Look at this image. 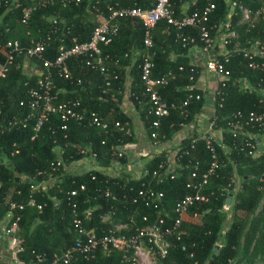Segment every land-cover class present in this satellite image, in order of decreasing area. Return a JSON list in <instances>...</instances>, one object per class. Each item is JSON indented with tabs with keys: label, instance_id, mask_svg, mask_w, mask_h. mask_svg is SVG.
<instances>
[{
	"label": "trees",
	"instance_id": "1",
	"mask_svg": "<svg viewBox=\"0 0 264 264\" xmlns=\"http://www.w3.org/2000/svg\"><path fill=\"white\" fill-rule=\"evenodd\" d=\"M116 1L123 6H131L134 2L141 8H151L154 3L153 0ZM263 1L239 0V3L250 12L249 17H252L253 12L260 7ZM211 2L214 8L208 14V25L223 20L227 12L222 0ZM181 3L183 0L175 1L173 11L176 17L180 16ZM205 4V0H195L193 5H188L187 13L201 9ZM102 14L105 15L104 12ZM97 15L96 10L91 9V2L88 0H81L76 5L69 4L65 7L55 1L44 9L32 12L27 24L24 25L20 21L18 10L5 12L0 9V62L5 56L3 49L5 42L16 41L20 47H27L31 40L48 35L52 19L56 20L60 30L56 35L49 34V41L42 56L44 59L53 60L60 46L69 47L73 43L85 42L89 39L92 30L98 24ZM238 20L239 15L231 18V22ZM253 22H264V19ZM258 26L262 27V24ZM237 31L243 45L245 39L249 38L254 30L244 24L237 27ZM143 32V27L136 19L119 20L117 35L110 44L101 47L102 55L107 56L104 66L110 77V86L103 94L100 93L104 83L103 77L86 67L81 58H73L66 63L72 81L62 80L52 72L54 91L61 89L66 91L64 96L58 93V100L78 98L86 114L95 112L108 122L109 129L106 132L94 126H88L86 121L82 123L69 121L67 130L63 131L60 130V123L57 119H52L51 123H45L32 140H30L33 134L32 122L24 129L17 128L7 131L5 124L11 117L27 112L26 107L20 103H23L27 89L33 86L36 75L25 74L18 67L22 59L16 58L5 78L0 79V156L8 155L14 150L17 151L10 158L9 163L0 165V197L16 202L25 200L28 196V182L34 178L36 171H44L38 179L54 180L44 193L32 194L36 203L44 204L40 213L28 207L18 212L20 216L18 227L22 237V253L18 254V258L21 261L28 259L31 250L49 255L53 252H60L73 244L74 235L70 224L71 210L65 200L67 192L77 190L72 200L76 204L78 215L85 209H91V216L88 221H84L83 227L92 230L97 235L99 231H104L109 227L100 220V217L107 212L109 204L96 195L97 189L109 188L118 198L113 203L115 213L111 220L124 223L131 218L137 227H143L163 218L167 224L170 221L169 218L175 216L171 211L173 204L189 193L185 188L189 180L190 168V165L189 168L184 167L187 160L190 163H197L199 172L206 168L208 154L203 143L197 142L194 149L189 150L188 155L180 160L183 167L176 170L173 179L166 178L157 183L149 175L132 179L130 177H109L103 172V169L111 163L125 164L124 156L117 148L135 142L131 134L130 116L123 111L121 106L125 93L127 102L142 124L146 139L159 144L171 140L183 126L193 123L203 105L202 100L191 101L186 107L185 117L172 109L169 110L167 116L159 120L157 127L151 126L154 117L148 113L149 103L143 93L138 69L139 55L143 51ZM182 32L185 36L196 37V30L193 28H185ZM150 35L153 52L152 76L158 77L167 71L175 74V77L168 80L164 87L158 89L160 97L167 104H177L188 94H201L197 89H187L192 84L187 79L191 57L188 46L181 47L175 41V30L164 21H158L151 29ZM29 62L35 69H40V63L35 59ZM243 62L241 56L232 54L229 63L225 66L228 70V81L224 88V102L220 109L215 107L218 126H223L221 119L230 111H259L261 108L257 101L261 97L264 98V77L260 73L245 69ZM178 66H182L184 71L177 72ZM194 69L196 73L193 78L196 80L199 76V69L195 66ZM113 76L116 78L113 79ZM126 78L128 79L127 88L125 87ZM75 79L81 81V87L75 86ZM237 79H245L250 86L262 79L260 83L262 91L250 88L252 90L249 93H242L234 84ZM114 122H119L121 125L126 124L124 130L128 129L130 134L126 135L124 130L113 129ZM152 133L155 134L154 138L150 137ZM194 136L193 131L189 137L180 140L175 150L177 154L188 149ZM223 137L225 143L228 144L229 136L226 132L223 133ZM80 150L85 151L84 155L79 153ZM90 153L95 154V170L80 174L63 172L64 166ZM216 153L219 165L215 174L208 178L207 184L201 191L205 194L210 193L208 201L195 205L187 211L182 218L183 233L179 235L178 240L175 236L171 237V246L166 257L159 259L156 264H228L234 258L235 248L238 246L245 221L256 208L264 192V152L255 157L237 151L223 154L222 149L216 147ZM166 157L163 151L154 154L143 167L152 170ZM58 158L62 161V166L56 172L48 170L47 164ZM233 177L237 178V184L232 180ZM141 183L162 194V206L158 213L149 203L139 201L131 204L122 199L123 195L126 197L131 195V190L140 188ZM79 185L84 186L83 191L78 190ZM17 192L20 195H17ZM227 198H229V204L224 212L222 209ZM53 200L58 201L56 207L52 206ZM3 215L4 208L0 207V219ZM143 217H145L144 221ZM256 232H258V237L254 240ZM253 240L254 249L264 252V218L260 217L250 224L244 236L245 251ZM181 247H184V250H181ZM189 254L191 257H188ZM93 255L92 259L78 258L71 264H114L118 258L113 254L104 256L96 251Z\"/></svg>",
	"mask_w": 264,
	"mask_h": 264
},
{
	"label": "built area",
	"instance_id": "2",
	"mask_svg": "<svg viewBox=\"0 0 264 264\" xmlns=\"http://www.w3.org/2000/svg\"><path fill=\"white\" fill-rule=\"evenodd\" d=\"M58 1L62 7L69 4L76 5L81 0H0V9L5 12L18 10L19 18L22 24L26 25L30 19L32 12L38 9H44ZM91 2V9L96 10L98 24L92 30L89 39L85 42L73 43L69 47L60 46L53 60L44 59L42 54L49 41V34L56 35L59 32L56 20H51V30L48 35L31 40L27 47H20L16 41H7L4 44L5 56L0 62V79L5 78L10 67L14 64L16 58L23 60L35 59L40 63V69L28 71L26 65L19 64L18 67L28 76L35 74L36 79L32 87L26 91L23 100L24 107L27 112L22 115L11 117L5 124V129L10 131L17 128H26L31 124L32 140L45 123H51L52 119H57L60 123V130H67V122L75 123L87 122L88 126H94L106 132L109 124L95 112H87L81 108L78 98L58 100V93L64 96L65 90L54 91L52 81V72L65 81H72L71 74L67 67V61L73 58H81L86 67L97 72L103 77L104 83L100 93H104L109 88V76L104 66L106 55H102L101 47L107 46L112 42L118 32L119 20L126 18L136 19L143 27L142 47L143 51L139 55V78L142 83L143 93L149 103L148 113L154 117L151 122L152 127H157L161 118L168 115L169 110H177L179 115L186 116V107L191 101H203V105L194 122L201 124V132L195 134L189 143L188 149L177 154V151L167 155L164 161L159 162L152 170L141 167L139 176H150L151 179L160 183L168 178L173 179L177 169H182L180 160L183 156H187L189 150H193L197 142H202L205 151L208 154V164L202 171H198L197 163H190L184 167L189 168V180L185 184V188L189 193L178 199L171 209L175 214L173 218H169V222L165 224L163 218H159L156 223L151 225L137 227L130 218L127 222L121 223L111 220L114 216L113 203L117 201V197L109 188L97 189L96 195L109 204L107 212L100 217L102 223H106L109 227L106 230L99 231L97 235L92 230L83 227L84 221H88L91 216V209L81 211L80 215L76 212V204L72 200L76 196L77 190L66 193L65 200L71 210V226L74 235V242L69 247L60 252H53L49 255L44 252H35L31 250L26 261H21L18 254L22 253V238L18 223L20 216L18 212L25 208H34L40 213L44 208V204H38L32 197L33 193L45 192L53 179H38L44 171H36L34 178L28 182V196L23 201H9L6 197H0V207L4 208V219L1 238L6 240V248L8 252V264H71L76 262L78 258L84 260L92 259L93 253L99 252L107 256L113 254L118 256L114 264H156L159 259L166 257L167 251L171 246L170 239L175 236L178 240L179 235L183 233L182 218L187 211L198 204L206 203L210 193H202L203 187L207 184L210 176L215 174L218 167L216 147L222 149L223 154L231 151L242 152L247 156H257L264 152V98H259L257 104L261 107L259 111L241 110L230 111L228 115L221 119L223 126L217 125V115L215 107L220 109L224 102V88L228 81V70L225 66L229 63L232 54L241 56L244 60L243 67L252 72L260 73L264 77V22H253L264 19V1L260 7L249 17L250 12L245 9L239 0H222L227 8V12L223 20L208 25V14L213 10L212 0H205L206 4L203 8L193 10L187 13L188 5H193L195 0H183L179 7V17L175 16L173 7L175 1L182 0H153L151 8H141L134 2L131 6H123L116 0H88ZM105 13V15L102 14ZM239 15L237 22H231L232 16ZM158 21H164L175 30V41L181 47H187L191 62L188 66V81L192 84L187 89H197L201 94H188L177 104H167L159 95L158 89L164 87L168 80L173 79L175 74L172 71L158 76H152V40L150 31ZM247 24L249 29H253V34L246 38L241 44L237 27ZM262 24V27L258 25ZM185 28H193L196 30V37L183 35ZM212 32V34H211ZM248 32V31H247ZM197 38V39H196ZM74 39H72L73 41ZM196 53L194 56L192 53ZM192 54V55H191ZM194 66L203 73V84L200 79L194 80L196 73ZM184 68L178 66L177 72H183ZM199 77V76H198ZM113 79L116 77L113 76ZM213 83L209 86L208 83ZM262 79L258 80L254 85H249L245 79H237L234 84L240 92L249 93L252 89L259 91ZM75 86L81 87L79 79L74 80ZM255 86V87H254ZM252 88V89H250ZM126 124L121 125L119 122L113 123V129L123 131ZM229 136V143L224 141L223 133ZM129 135L128 129L124 130ZM65 135H63L64 137ZM151 138L155 134L150 135ZM62 152L61 150L59 151ZM17 151H11L8 155L0 156V165L7 164L10 158ZM79 153L84 155L85 151L80 150ZM87 160V168L84 171L83 161ZM62 166V161L58 158L47 164V169L56 172ZM77 168V172L72 170ZM95 154L85 155L78 161H73L62 168L63 172H72L74 174L84 173L95 170ZM37 178V179H36ZM1 188V182H0ZM78 190L83 191L84 186L79 185ZM131 195L122 199L131 204L137 202H146L151 205L154 210L161 208L162 194L153 190L149 186L141 183L140 188L131 190ZM20 195L19 192L16 193ZM58 201L53 200L52 206L56 207ZM225 206V205H224ZM223 206V208H224ZM223 210V209H222ZM166 217V213L164 212ZM145 220V217L142 218ZM120 232L119 234H115ZM184 250V247H181ZM191 257V254L188 255Z\"/></svg>",
	"mask_w": 264,
	"mask_h": 264
},
{
	"label": "rangeland",
	"instance_id": "3",
	"mask_svg": "<svg viewBox=\"0 0 264 264\" xmlns=\"http://www.w3.org/2000/svg\"><path fill=\"white\" fill-rule=\"evenodd\" d=\"M192 53L194 54V56H197L196 53L194 52ZM22 63L27 66L26 69L28 71H35L34 66L31 65L29 61L23 60L21 64ZM199 79L201 80L200 84H203V81H202L203 73L202 72H199L198 81ZM127 83H128V79L126 78L125 79L126 88H127ZM207 85L211 86L213 85V83L210 82ZM126 97H127V94L125 93L124 99L121 102V106H122L123 111L126 114H128L131 118L130 119V121H132L131 134L134 137L135 142L132 144L123 145L117 148V150L123 154L125 164L111 163L106 169H103V172L109 177L128 178L130 175L129 170L131 168L137 169L138 166L141 164V159L145 158L146 156H152L154 154L155 155L158 154L157 146L159 145V143L151 142L146 139L144 132H143L142 124L138 120V118L135 116L132 107L127 102ZM189 126L192 127V124L182 127V129H184L183 131L184 138L189 137L192 134V129H190ZM178 134H180V132H178ZM178 134H175L172 137V140H174L175 138H178L179 137ZM180 140L179 141L176 140L177 143L173 141L171 143H168L167 145L176 147L178 143L180 142ZM86 166H87V160H84L83 168H82L84 171L87 168ZM72 171L75 173L78 170L77 168H74ZM232 180L234 181L235 184L238 183V180L236 177H233ZM223 211L224 212L226 211V206H224ZM260 217L264 218V192L256 208L254 209V211L247 217L245 224H244V228L239 237L238 246L235 248V256L233 259H231V261L228 264H264V252L254 249V240H256V238L258 237V232L255 233L254 240L251 242V245L249 246V248L246 251L244 250V236L248 232L250 224L253 221L258 220ZM3 223H4V219H0V235L2 231L1 226ZM20 238H22L21 235H20ZM5 241L6 240L4 239H0V245H1L0 255L2 256L3 262H6L5 258L7 260V256H8L7 248H6V245L4 244Z\"/></svg>",
	"mask_w": 264,
	"mask_h": 264
},
{
	"label": "crops",
	"instance_id": "4",
	"mask_svg": "<svg viewBox=\"0 0 264 264\" xmlns=\"http://www.w3.org/2000/svg\"><path fill=\"white\" fill-rule=\"evenodd\" d=\"M127 70V69H126ZM136 118V117H135ZM131 119V118H130ZM132 124V121H130V125ZM192 124V127L191 126H189L190 127V129H192V132L194 131L195 132V134H197V133H199V132H201V130H202V128H201V124L199 123V122H193V123H191ZM184 127V126H183ZM183 131H184V129H181L179 132H180V134H178V133H176V134H178L179 135V137L178 138H175L174 140H169V141H167V142H164V143H161V144H159L157 147H158V152L157 153H160V152H165L166 153V155H169V154H172L173 152H175V150H176V147L174 146H171V145H167L168 143H171V142H176L177 143V141H179L180 139H183L184 138V133H183ZM198 131V132H197ZM182 132V133H181ZM177 140V141H176ZM173 147V148H172ZM144 157V156H143ZM149 158H150V156H146L145 158H143V159H141V164L138 166V168L137 169H133V168H131L130 170H129V173H130V175H129V177L130 178H132V179H136V178H138L139 177V170L141 169V167H143L147 162H148V160H149ZM2 226H3V224H2ZM2 226H1V228H2ZM0 239H2L1 238V235H0ZM3 243V242H2ZM5 244V243H4ZM6 245V244H5ZM0 252H1V245H0ZM5 261L6 262H3V259H2V256L0 255V264H8L7 263V260H6V258H5Z\"/></svg>",
	"mask_w": 264,
	"mask_h": 264
},
{
	"label": "water",
	"instance_id": "5",
	"mask_svg": "<svg viewBox=\"0 0 264 264\" xmlns=\"http://www.w3.org/2000/svg\"><path fill=\"white\" fill-rule=\"evenodd\" d=\"M8 166H10V165H8ZM228 204H229V198L226 199V201H225V206H227ZM33 223H34V222H33ZM214 249L216 250L217 247L215 246ZM211 257H213V255H212Z\"/></svg>",
	"mask_w": 264,
	"mask_h": 264
}]
</instances>
